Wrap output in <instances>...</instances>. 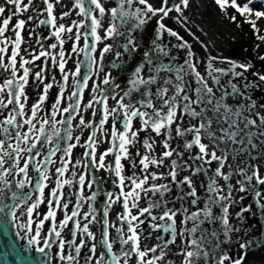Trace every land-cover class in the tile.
Returning a JSON list of instances; mask_svg holds the SVG:
<instances>
[{"label":"snow or ice","instance_id":"6c2138e0","mask_svg":"<svg viewBox=\"0 0 264 264\" xmlns=\"http://www.w3.org/2000/svg\"><path fill=\"white\" fill-rule=\"evenodd\" d=\"M214 2L226 15L228 9H233L252 28L255 38L264 43V35L257 27V22L264 19V10L252 7L255 0ZM60 3L61 0H41L42 10L37 9L34 0H2L0 3V233L9 229L10 221L15 222L19 229L16 235L26 237L27 244L35 247L37 252L47 256L55 247V258L60 264H80L83 249H87L88 253L84 257V264H130L133 258L134 264H171L166 259L168 250L170 245H176L178 238L180 264H226L231 258L222 249L214 251V245L209 244L217 232L205 231L202 226L219 223L224 237L239 231L230 222V208L237 202L233 197L235 186L230 183L234 175L240 177L236 180V190L240 193L248 192L249 186H264V173L257 164L252 163L264 151V115L255 110V103L247 102L250 101L247 89L257 85L247 81L245 74L254 66L249 62L223 61L229 66L222 68L215 66L218 58L210 56L205 71L202 73L198 70L200 61L194 60L191 45L164 23L173 12L178 14V22H186L183 13L189 6V0H179L177 3L171 0H118L117 6L111 9H106L103 0H74L72 8L57 17L55 8ZM6 5L12 6L11 11L6 10ZM30 9L35 15L24 17L23 14ZM75 10H78L76 14L81 19L73 20L69 26L57 23L58 19L63 21ZM106 14H110L113 23L104 31V39L120 34V28L130 33L155 19L157 41H162L164 34H167L180 42L174 47L187 49V53L182 63L177 64L175 57H170L169 62L164 63L163 58L169 57L170 49L166 44L154 41L155 51L159 55L153 57L151 53H145V62L134 70L128 90L123 95L116 93L111 96L116 102L114 107H109V97L103 93L99 98L93 96L84 106V111L94 108V105L102 106L98 125L94 126L93 121H85L81 108L84 88L88 87L91 75L85 74L81 85L78 79L81 77L80 62L73 73L65 71L64 35L70 34L67 39L74 41L72 53L83 52L86 59L91 61L87 66L88 73H91L93 66L98 64L92 54L101 41L98 30L103 27L102 19ZM15 16L21 18L13 24ZM228 18L237 27L240 26L235 14ZM33 19L37 20V28H49L50 35H37L39 50L29 51L26 47L22 54V45L26 44L22 33L26 30V24ZM116 21H119V25ZM128 25L131 27H126ZM9 32L14 34V38L6 35ZM34 34L36 28L30 29L29 38ZM89 36L93 38L91 45ZM52 38L56 42L45 47L43 41ZM82 38L84 43L80 48ZM127 46L135 51V42L131 37L127 40ZM58 48L59 51H56ZM110 50V45L103 47L99 58L101 68L103 56ZM49 59L52 67H58L62 82L54 102L46 111L49 93L57 84L54 75L50 82H45L48 79ZM259 59L264 61V55H260ZM36 61H41V64L36 65ZM30 65L40 70L33 71ZM4 73L9 75L5 77ZM251 74L264 82V74L256 71ZM70 75L76 81L75 90L65 97ZM223 77L229 79L221 83ZM234 80L237 82L234 83ZM103 84H110V75L105 76ZM240 84H243V91ZM30 87L38 89L31 103ZM117 87L119 85H114L113 91ZM97 89L98 86H95L92 91L96 92ZM134 93H139V97ZM232 97L243 98L246 102L237 100L236 106H233L230 102ZM65 101L67 106L61 107ZM92 115H97L95 110ZM58 116L61 118L57 119ZM78 116L77 128L92 129L83 143L80 135L73 136V121ZM110 118L109 135L105 125ZM137 120L139 125L135 126L134 121ZM117 124H120L119 128ZM61 128L65 130L63 135ZM149 130L157 137H163V151L159 156L156 155L155 139L148 137L141 141L140 132ZM177 137L184 141L182 150L173 147L172 141ZM105 138L110 147L97 156L98 146ZM137 144L143 148V152L136 151L134 154L139 157L138 164L130 152ZM45 147L46 153L43 151ZM77 147H83L85 151L82 159L73 162V149ZM194 149L198 151L192 155ZM185 152L189 153L188 160L199 161V164L193 167L188 160H184ZM253 152H256V156L251 154ZM57 153H62L59 166L50 172L52 166L57 164V160L53 159ZM110 156L112 161L106 163V158ZM245 156L248 163L244 161ZM122 161L130 165V175L125 174ZM165 161H170L166 174L151 170L164 167ZM214 162L216 167L212 169L210 166ZM81 166L83 171L78 172ZM137 167L140 175L135 171ZM30 169L37 174L34 192H25L23 190L33 184ZM101 170L111 173L112 186L118 188L119 193L104 190L101 184L103 178L95 175ZM185 170H190V174L181 178L180 173ZM200 174L208 181L204 208L189 212L187 208L181 211L169 207L165 197L172 191V185L181 190L179 200L191 197V204L197 205L200 197L193 177ZM169 178L170 183H156ZM220 181L224 184L221 185ZM50 182L54 186L50 187ZM66 186L77 187L74 206L70 211L73 202L67 197L72 193L64 192ZM184 186L188 191L183 190ZM86 189L90 194H85ZM9 192L11 203H5L6 193ZM101 195L104 197L102 214L94 206ZM255 196L264 210L261 190L257 189ZM142 199L147 201V206H142ZM239 199L243 200L244 197ZM117 203L121 204L123 211L116 215L118 223L110 222L109 213ZM41 205L46 208L43 213L39 211ZM213 208L219 209V215ZM133 210H136L135 214ZM154 210L159 211L153 214ZM250 211V206L242 207L235 215L240 218ZM58 213L62 214L59 221ZM178 216H183L179 230ZM46 223L49 225L47 230ZM146 223L147 228L142 227ZM189 223L191 227H188ZM95 224L101 225L99 240L91 228ZM65 229L70 231L67 239ZM109 229H114V237ZM146 231L147 236L144 235ZM153 233H158L154 237L155 243H145L153 239ZM97 244L103 247L99 254ZM116 245H119L118 251H114ZM246 246L241 244V248ZM17 256L20 264H31L22 252L17 251ZM0 264H4L3 254H0ZM232 264H243V261L233 259Z\"/></svg>","mask_w":264,"mask_h":264},{"label":"rangeland","instance_id":"374dc122","mask_svg":"<svg viewBox=\"0 0 264 264\" xmlns=\"http://www.w3.org/2000/svg\"><path fill=\"white\" fill-rule=\"evenodd\" d=\"M172 3H177L179 0H171ZM0 3H2V0H0ZM34 3L36 4V7L38 10H42V4L41 0H34ZM104 6L106 9H111L113 7L117 6L118 0H103ZM74 4V0H61V3L56 6L55 8V15L59 17L63 12L69 11L72 8V5ZM253 8L257 10H264V0H255V2L252 5ZM12 6L6 5V10L11 11ZM76 11H72L70 16L66 17L63 21H60L58 19L57 23H64L66 26H69L73 20H79L81 19L77 14ZM231 14H235L237 16V21L240 23V26L237 27L236 23H233L228 16ZM29 15H35L34 11L30 9L27 13H24L23 16L27 17ZM46 15V14H45ZM183 16L186 18V22H178L177 17L178 14L173 12L170 14V18L165 20L164 23L167 27L171 28L173 31L178 32L179 35L183 37L185 41L189 45H191L192 51L195 53L194 60L200 61V64L198 66V70H200L202 73L205 71V66L208 62V57H217L218 61L216 62L215 66L227 68L229 65L226 63H223V61H234L237 63H245L249 62L254 67L252 70H250L249 73L245 74V77L247 81L254 82L257 86L253 88L247 89V96L250 98L251 103H255L256 105V111H259L261 115H264V106H259L256 103L255 95H257V91L264 87V82L258 81V77L253 76L251 74L252 71L259 72L261 74H264V61H261L259 59L260 55H264V43H261L255 38L254 32L252 28L243 22V18L239 16V14L235 13L233 9H228V14L226 15L224 12H221L218 6L215 4L214 0H189V6L187 9L184 10ZM21 18L20 16L13 17V24ZM44 18V17H40ZM254 19V17H252ZM113 23L112 17L110 14H106L102 19V25L103 27L98 30V34L101 35V41L97 43L96 45V52L92 55L97 58L98 64L94 65L92 68V72L88 73L87 66L91 63L90 60L86 59L85 53L80 52L79 55L76 53L71 52V48L73 46L70 43V45L67 48H64L63 50L67 53L66 59L68 62H71L69 65L67 64L65 71L68 73H73L72 68L75 62L78 60L81 64V77L78 79L81 82L82 85V78L85 74H90L91 79L88 81V87L84 88L83 92V102L81 105L82 108V115L85 118L86 122L93 121L94 126L98 125L99 119H100V113L98 110V105H94V108H89L87 111H84V106L93 98V96H96L99 98L101 94L108 95L109 100V107H114L116 102L111 99L112 95H115L116 93H119L120 95H123L124 91H127L130 87V79L133 76L134 70L139 67L141 64H144L145 62V53H148L147 51L150 50L151 44L148 45V41L153 37L154 28L157 30V24L155 22V19L153 21H150L145 26L133 30L130 33L125 31V28H120V34L114 35L113 37L109 39L103 38V33L106 30V28ZM117 25H119V21L115 22ZM37 20L33 19L30 23L26 24V30L22 33L23 36L26 39V44L22 45V54H24L23 49L29 48V51L32 50H39V45L36 44V38L37 35L41 37H48L50 35V30L44 26L36 27ZM12 25H10L11 28ZM128 28L131 27V25L126 26ZM257 27L260 30V34L264 35V19H261L257 22ZM32 28H36V34L32 35L31 38H29V30ZM75 31V29H74ZM83 31V30H81ZM6 35L13 37L14 34L12 32L7 33ZM70 34H65L64 38ZM131 37V39L135 42V51L130 50V46H127V40ZM66 40V39H65ZM56 42L55 39H47L44 40L43 43L45 47L50 45L51 43ZM88 42L91 45L93 42V38H88ZM83 38L79 42V47H83ZM157 43H163L168 46L170 49L169 51V57L163 58L164 63L169 62L170 57H175V62L177 64L182 63L183 60L186 57L187 49H179L174 47L179 41H177L174 37L168 36L167 34H164L162 41H157ZM260 45L259 48H257V45ZM105 45H110L111 50L108 53H105L103 56L102 61V68L100 67V53L103 50V47ZM152 49V47H151ZM59 51V48L56 50ZM119 54V55H118ZM152 55V54H151ZM159 54L156 53L153 57L158 56ZM30 58V57H26ZM145 58V59H144ZM43 59V58H42ZM144 59V60H143ZM83 61H85L86 67H84ZM41 61H36V65H40ZM49 64V70L46 73V76L48 79L45 81L50 82L51 77L54 75L56 77L57 84L53 87V89L49 93V102H48V108L50 109L51 103L54 102L58 92H59V84L61 81V73L59 72V69L57 67L51 66V60H48ZM32 68L33 71H39L40 69L34 66H29ZM147 69V66H145V70ZM9 73H4V76L7 77ZM106 75H110V84L105 85L103 84V79ZM229 77H223L221 80V83H223L225 80H228ZM242 80L244 78H241ZM236 83L237 81H233ZM75 83L76 81L73 80V78L70 75L69 78V85L65 90V97L70 95L71 91L75 90ZM31 84V79H30ZM119 85V87L115 88L113 91V86ZM98 86V89L96 92H93V87ZM241 87V90L243 91V84L239 85ZM261 87V88H260ZM29 91L31 92V98L30 103L32 100H34L38 94V89L35 88H29ZM133 95L139 97V93H134ZM117 99H119V96H117ZM239 100L241 103L246 102L243 98L240 97H232L230 98V102L233 104V106H236V101ZM67 106V101H65L61 107ZM96 111L97 115L93 117L92 113L93 111ZM79 121V116L76 120L73 121V124L77 126ZM195 123V121H193ZM134 125L138 126L139 121H134ZM81 130V129H80ZM90 129H83L80 132L81 140L83 141L84 136ZM105 130L109 133L111 131V118L109 120V123L105 125ZM140 138L141 141L145 138L151 137L156 140V155L159 156L161 152L163 151L161 144L163 137H157L155 133H152L150 130L148 132H140ZM99 136V133H98ZM184 141L180 138H174L172 141L173 147H176L178 150H182ZM110 147L109 142L107 141V138L103 142H101L98 146V152L97 154L103 150H106ZM47 148V147H45ZM136 151L143 152V148L141 147V144H137L136 146L132 147L130 149V152L132 153V158L136 160L137 164L139 162V157H136L134 154ZM198 151V149L192 150V155H195V153ZM253 156H256V152L251 153ZM189 153H184V160H188ZM175 158V156L173 157ZM108 161V158H106ZM245 163H248V157H244ZM122 163L125 164V174L130 175L131 174V168L127 161H122ZM170 161H165V166L161 168H152L151 170L156 171L157 173H164L166 174L168 172V164ZM189 164H192L193 167L196 164H199V161L193 162L191 160H188ZM253 164H257L262 173L264 172V151L260 152V155L257 157L256 160L252 161ZM212 169H215L216 164L215 162L210 166ZM227 170V169H226ZM138 175H140L139 167L135 169ZM190 174V170H185L180 173V177L182 178L185 175ZM97 177H101L100 174H95ZM238 176H233L232 180L230 181L231 184H233L234 190H233V197L237 201L233 206L230 208L231 218L230 222L234 228L239 229V231H233L229 237H224L221 232V226L219 223L216 224H205L202 227H204L205 231H216L217 236L215 238H212L209 240L210 245H214L213 250L218 251L220 249L223 250L225 254H227L231 259L238 256L240 251H244L249 248H256L257 244L261 243V248L259 249V255L260 257L264 258V210L260 208V205L257 203V197L255 196V191L257 189L261 190L262 196H264V186L256 185L254 188L249 186V191L246 193H240L236 190L238 186H236V180L239 179ZM193 182L195 186L197 187L198 196L200 197L197 205L193 206L191 204V197L186 198L185 200L181 201L178 199V196L180 195L181 190L176 187V185H172V191L166 195V199L169 201V207H173L176 209H180L183 211V208L189 209V212L196 211L197 209H203L204 204L207 198L206 193V185H207V178L203 175H197L193 177ZM156 183H170V178L163 181H157ZM221 185L224 184L223 181H220ZM108 185V184H107ZM203 185V186H202ZM108 187V186H107ZM107 187L104 188V190L107 189ZM76 186H73L69 188L66 186L64 188L65 193H72V195L69 197V200L73 202V204H70L69 211L71 210V207L74 206L75 202V190ZM185 192L188 191L187 186H184L183 189ZM25 192L26 188L23 190ZM87 194V193H86ZM243 196L244 199L240 200L239 198ZM10 192L6 193V199L5 203H10ZM158 198V197H157ZM68 199V198H67ZM102 198L99 196L95 202V208L98 213H101L102 207ZM261 203H264V201H261ZM142 206H147V201L142 199L141 200ZM251 207V211L247 213H243V215L240 218L236 217V213L240 212L242 207ZM85 210L87 209V205L84 206ZM117 210L120 213V209L113 208L112 216L113 222L116 221V215ZM39 211L41 213L46 211V208L44 205H41ZM136 211V210H135ZM135 211L133 210L134 214ZM159 210H154L153 214H157ZM213 211L219 215V209L213 208ZM102 214V213H101ZM62 217L61 213L57 214V221H59ZM183 219V216L177 217V229L181 227L180 220ZM118 223V222H117ZM48 224H45V230L48 228ZM191 223H189L188 227H191ZM126 227V226H125ZM144 228H147V223ZM71 228V224H69V229ZM92 230L96 233L97 239L99 240L100 233H101V225L95 224L91 226ZM69 229H65L64 236L65 238H69L70 231ZM43 235V233H42ZM145 236L148 235V232L146 231L144 233ZM155 235H158V233H153V239H148L145 241V243L151 245L155 243L154 237ZM112 236H115V231L112 229ZM26 238V237H25ZM241 244L247 245L245 248H241ZM179 245H180V239H177L176 245H170L169 248V255L166 259H168L171 264H180L181 257L177 255V252L179 251ZM119 248V245L114 246V250L117 251ZM103 251V247L99 244H97V253ZM55 252L56 248L53 247L51 250L52 253V264H60V262L55 258ZM253 252V251H252ZM254 253V252H253ZM87 249L82 250V256L80 260V264H84V257L87 255ZM252 257L250 258V260ZM135 258H133L132 261H130V264H134ZM228 262V261H227ZM227 264V263H226Z\"/></svg>","mask_w":264,"mask_h":264},{"label":"flooded vegetation","instance_id":"af4514ba","mask_svg":"<svg viewBox=\"0 0 264 264\" xmlns=\"http://www.w3.org/2000/svg\"><path fill=\"white\" fill-rule=\"evenodd\" d=\"M75 32V31H74ZM68 36V35H67ZM67 36L65 37V44H64V48H67L69 45H70V43L72 44V42H74L73 40H70V39H67ZM53 39H55V38H53ZM67 55V53L65 52V56ZM79 55V54H78ZM70 64L71 62H68L67 61V63H66V66H67V64ZM77 63H78V60L75 62V64L73 65V68H72V71L74 72L75 71V69H76V66H77ZM68 64V65H69ZM85 67H86V65H85ZM58 68V67H57ZM66 68V67H65ZM33 98V97H32ZM31 98V99H32ZM46 111H48L49 110V108H48V106H46V109H45ZM61 117L60 116H58L57 117V119H60ZM117 127L119 128L120 127V124H117ZM91 130L92 129H90L87 133H86V135L84 136V138H83V141L81 140V143H83L84 142V140L86 139V137L90 134V132H91ZM64 128H61V135H63L64 134ZM80 132H81V130L79 129V128H77L76 126H75V124H73V136L75 137L76 135H80ZM72 142H75V141H72ZM63 146V145H62ZM43 151L46 153L47 152V148H44L43 149ZM85 151V149L83 148V147H77V148H75V149H73V153H72V158H73V162H75V160H77V159H82V154H83V152ZM62 155V153H57V155H56V157H54L53 159H56L57 160V164L56 165H53L52 166V168L50 169V172L55 168V167H57V166H59V158H60V156ZM109 158V157H108ZM112 161V157L110 156V158H109V162H111ZM70 168H71V166H70ZM83 171V167L81 166V168L78 170V172H82ZM92 171H95V170H92ZM139 171H140V169H139ZM95 174H100L101 175V177L103 178V179H101V184L103 185V187L105 188V187H107V189L105 190V191H113V192H116V193H119V189L118 188H116V187H113L112 186V183H111V181H112V179H113V177H112V175H111V173H107V172H104L103 170H101L100 172H95ZM29 175H30V178H33V184L32 185H29L28 187H26V191L27 192H29V191H33L34 192V184H35V178H36V176H37V174L34 172V171H32L31 169H30V173H29ZM66 178H68V176H67V174H66ZM54 179H55V177L53 176V181H54ZM108 184V185H107ZM52 186H54V184L53 183H51L50 182V187H52ZM94 189H95V186H94ZM15 190V189H14ZM75 190L77 191V187L75 188ZM126 191L128 190L127 188L125 189ZM47 189H46V194H47ZM87 193V194H86ZM85 194L86 195H88V194H90L89 192H88V190L86 189L85 190ZM69 197L70 196H68L67 198L69 199ZM76 197V196H75ZM99 197V196H98ZM101 198H102V207H103V201H104V197L101 195L100 196ZM35 198V193H34V195H33V199ZM10 199V198H9ZM10 201V203H11V199L9 200ZM85 205H87V204H85ZM84 205V206H85ZM113 208H118V209H120V211L122 212L123 211V209H122V207H121V204L120 203H117V204H115L114 206H113ZM113 208L111 209V211H110V213H109V221L110 222H113V219H111V218H113V216H112V212H113ZM84 210H85V208H84ZM101 213H102V210H101ZM117 214L119 213V211L117 210V212H116ZM146 225V224H145ZM145 225H142V227L143 226H145ZM14 229H15V235H16V233H17V231H19V229L16 227V223L14 222ZM109 231L111 232V234H112V229H109ZM23 235V234H22ZM16 237L19 239V241H20V243H21V245H23V244H25V243H27V238H21V237H19V236H17L16 235ZM33 249H35V247H33V246H31ZM261 248V243L260 244H258L257 245V247L254 249L253 247L252 248H249L248 250H253V252H255L256 250L258 251V253H259V249ZM118 250H119V248H118ZM117 250V251H118ZM115 251V250H114ZM256 254V253H255Z\"/></svg>","mask_w":264,"mask_h":264},{"label":"water","instance_id":"95a60500","mask_svg":"<svg viewBox=\"0 0 264 264\" xmlns=\"http://www.w3.org/2000/svg\"><path fill=\"white\" fill-rule=\"evenodd\" d=\"M12 231V222L10 221L9 229L0 233V254H3L4 264H20L17 251L22 252L31 261V264H50L49 255L46 256L36 251L32 252L28 246L21 248Z\"/></svg>","mask_w":264,"mask_h":264},{"label":"bare ground","instance_id":"6f19581e","mask_svg":"<svg viewBox=\"0 0 264 264\" xmlns=\"http://www.w3.org/2000/svg\"><path fill=\"white\" fill-rule=\"evenodd\" d=\"M153 30H154L153 37L148 41V45L151 44L152 46H150V50L147 51L148 53H151L152 56H154V55L156 54L154 41L157 42V39H156V38H157V30H156V28H154ZM151 47H152V49H151ZM144 59H145V58H144ZM144 59H143V60H144ZM255 253H256V254H255ZM254 254H255L256 256L259 255V253H258L257 250L254 252ZM258 259H259V257H256V261H255V262L251 260V261H249L248 264H256ZM260 259H261V258H260Z\"/></svg>","mask_w":264,"mask_h":264},{"label":"trees","instance_id":"16d2710c","mask_svg":"<svg viewBox=\"0 0 264 264\" xmlns=\"http://www.w3.org/2000/svg\"><path fill=\"white\" fill-rule=\"evenodd\" d=\"M255 98L257 105L261 107L264 106V87L257 91V95H255Z\"/></svg>","mask_w":264,"mask_h":264}]
</instances>
